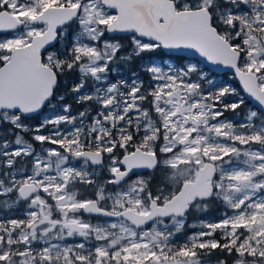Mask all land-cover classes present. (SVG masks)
<instances>
[{"label":"snow or ice","instance_id":"obj_1","mask_svg":"<svg viewBox=\"0 0 264 264\" xmlns=\"http://www.w3.org/2000/svg\"><path fill=\"white\" fill-rule=\"evenodd\" d=\"M0 32V264H264V0H0Z\"/></svg>","mask_w":264,"mask_h":264},{"label":"trees","instance_id":"obj_2","mask_svg":"<svg viewBox=\"0 0 264 264\" xmlns=\"http://www.w3.org/2000/svg\"><path fill=\"white\" fill-rule=\"evenodd\" d=\"M0 36H1V34H0ZM162 51L164 52V50H162ZM165 59H167V57H165ZM172 62H173V63H176V61H172ZM218 78L221 79V80L227 79L228 81H230V82L233 84V86L239 87V84L237 83V81L235 80V78L232 77V76L229 75V74H227L226 76L221 75V76H219ZM63 91H65V89L62 88V89H61V92L63 93ZM67 102H68V103H73V101H72L70 98L67 100ZM247 104L250 105V108H253L254 110H256V109L251 105V103H250L249 101L247 102ZM79 110H82V108H81L80 106H76L75 104H73V111L75 112V111H79ZM257 111H258V110H257ZM41 116H42V115H41ZM241 118H242V116H241ZM219 211H220L219 208L214 209L212 212L209 213V215L212 216V217H218V215H219Z\"/></svg>","mask_w":264,"mask_h":264},{"label":"water","instance_id":"obj_3","mask_svg":"<svg viewBox=\"0 0 264 264\" xmlns=\"http://www.w3.org/2000/svg\"><path fill=\"white\" fill-rule=\"evenodd\" d=\"M0 34H1V35H4V34H8V33L0 32ZM164 52L166 53L167 50H164ZM217 71H218V72H223V71H225V70H223V69H217ZM227 73L230 74V75H232L231 72H227ZM236 81H237V83L239 84V82H238L237 79H236ZM249 102L251 103L252 106H254L257 110H259V106L257 105V102H256L255 100H249ZM145 172H147V171L145 170Z\"/></svg>","mask_w":264,"mask_h":264},{"label":"rangeland","instance_id":"obj_4","mask_svg":"<svg viewBox=\"0 0 264 264\" xmlns=\"http://www.w3.org/2000/svg\"><path fill=\"white\" fill-rule=\"evenodd\" d=\"M10 34H6V35H1L0 36V39H4V38H7L8 36H9ZM124 43H125V45H127V41L125 40V41H123ZM186 62V61H185ZM248 108H250V105H248ZM251 109H253V108H251ZM254 110V109H253ZM47 112H48V110L47 109H45L44 110V112L43 113H41V115L43 116V115H45V114H47ZM244 112H247V108L246 109H244ZM75 113V112H74ZM37 121H32V123L33 124H35ZM145 175H147L148 173L147 172H145L144 173ZM22 218V217H21Z\"/></svg>","mask_w":264,"mask_h":264}]
</instances>
